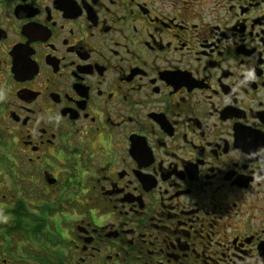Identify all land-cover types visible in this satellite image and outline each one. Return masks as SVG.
Listing matches in <instances>:
<instances>
[{
	"label": "flooded vegetation",
	"instance_id": "af4514ba",
	"mask_svg": "<svg viewBox=\"0 0 264 264\" xmlns=\"http://www.w3.org/2000/svg\"><path fill=\"white\" fill-rule=\"evenodd\" d=\"M3 215L0 264H264V0H0Z\"/></svg>",
	"mask_w": 264,
	"mask_h": 264
},
{
	"label": "clouds",
	"instance_id": "9594fccd",
	"mask_svg": "<svg viewBox=\"0 0 264 264\" xmlns=\"http://www.w3.org/2000/svg\"><path fill=\"white\" fill-rule=\"evenodd\" d=\"M242 71H243V80L241 82L247 81L248 79L252 78L253 70L250 66L244 68ZM0 219L6 222L9 219V217L7 215H3L2 217H0Z\"/></svg>",
	"mask_w": 264,
	"mask_h": 264
}]
</instances>
